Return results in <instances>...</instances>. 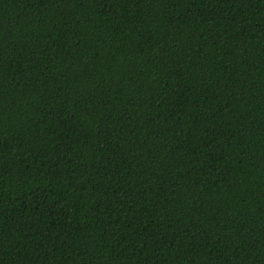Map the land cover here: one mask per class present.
<instances>
[{
    "label": "trees",
    "instance_id": "trees-1",
    "mask_svg": "<svg viewBox=\"0 0 264 264\" xmlns=\"http://www.w3.org/2000/svg\"><path fill=\"white\" fill-rule=\"evenodd\" d=\"M0 264H264V0H0Z\"/></svg>",
    "mask_w": 264,
    "mask_h": 264
}]
</instances>
